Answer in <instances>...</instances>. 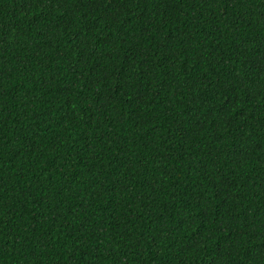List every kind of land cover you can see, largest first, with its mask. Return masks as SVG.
<instances>
[{
    "label": "trees",
    "instance_id": "16d2710c",
    "mask_svg": "<svg viewBox=\"0 0 264 264\" xmlns=\"http://www.w3.org/2000/svg\"><path fill=\"white\" fill-rule=\"evenodd\" d=\"M0 264H264V0H0Z\"/></svg>",
    "mask_w": 264,
    "mask_h": 264
}]
</instances>
